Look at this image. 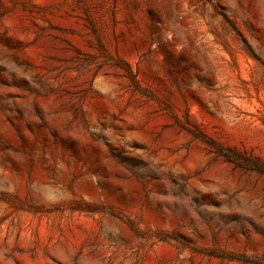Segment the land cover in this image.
Segmentation results:
<instances>
[{
  "label": "rangeland",
  "instance_id": "374dc122",
  "mask_svg": "<svg viewBox=\"0 0 264 264\" xmlns=\"http://www.w3.org/2000/svg\"><path fill=\"white\" fill-rule=\"evenodd\" d=\"M0 264H264V0H0Z\"/></svg>",
  "mask_w": 264,
  "mask_h": 264
}]
</instances>
